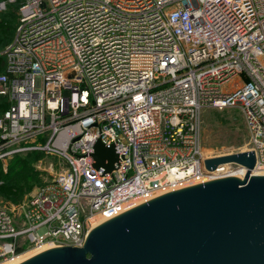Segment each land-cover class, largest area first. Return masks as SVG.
Masks as SVG:
<instances>
[{
    "label": "built area",
    "instance_id": "1",
    "mask_svg": "<svg viewBox=\"0 0 264 264\" xmlns=\"http://www.w3.org/2000/svg\"><path fill=\"white\" fill-rule=\"evenodd\" d=\"M0 58V160L41 150L66 165L32 189L19 225L0 207V260L81 247L96 219L161 191L244 179L236 162L206 168L238 151L206 154L205 108L240 110L250 173L264 170V0H25ZM97 139L118 155L110 171L94 166Z\"/></svg>",
    "mask_w": 264,
    "mask_h": 264
},
{
    "label": "water",
    "instance_id": "2",
    "mask_svg": "<svg viewBox=\"0 0 264 264\" xmlns=\"http://www.w3.org/2000/svg\"><path fill=\"white\" fill-rule=\"evenodd\" d=\"M92 156L105 171L118 159L100 139ZM254 161L253 151L207 159V169L223 162L248 169L244 179L160 195L96 225L81 247H52L17 264H264V175L250 173Z\"/></svg>",
    "mask_w": 264,
    "mask_h": 264
},
{
    "label": "rangeland",
    "instance_id": "3",
    "mask_svg": "<svg viewBox=\"0 0 264 264\" xmlns=\"http://www.w3.org/2000/svg\"><path fill=\"white\" fill-rule=\"evenodd\" d=\"M24 2L25 0H6V5L7 3H10V5H7L4 9H0V21L4 25L8 21L15 25L19 14V7ZM8 15H12L14 18L6 19L5 16ZM240 83L239 78H237L232 85L235 86V84ZM201 142L202 147L206 150V154L210 152L245 151L248 146V134L240 110L237 107H229L223 110L213 108L203 109L201 112ZM13 162L12 156L0 160V185L4 184L6 176L14 175L17 167L13 166ZM65 168V162L58 156L41 151L35 160L30 163V169L32 170H30V176H23L21 181L23 189L17 191L0 189V207L6 208L14 217L16 224L19 225L20 206L27 199L32 189L49 182L54 178L56 173ZM33 250L36 249H21L18 252L20 253L19 255H22L32 253ZM10 260H0V264L9 262Z\"/></svg>",
    "mask_w": 264,
    "mask_h": 264
},
{
    "label": "trees",
    "instance_id": "4",
    "mask_svg": "<svg viewBox=\"0 0 264 264\" xmlns=\"http://www.w3.org/2000/svg\"><path fill=\"white\" fill-rule=\"evenodd\" d=\"M7 5H10V3H7ZM6 5V7H7ZM5 7V8H6ZM19 15V14H18ZM9 16V17H8ZM5 16L6 19L14 18L12 15ZM18 23V17L17 22L15 25L12 23H5V25L0 21V51L12 41L15 29ZM2 59V58H0ZM1 67V66H0ZM9 105L8 100L0 95V113L3 112ZM41 151L37 150H30L26 152H19L12 155L13 157V166L17 167L16 171L14 172V175H8L6 176L5 182L3 185H0V189L7 190V191H17L23 189V184L21 183L24 175L30 176V163L35 160V158L38 156V154ZM32 171V170H31ZM21 249H18L20 251Z\"/></svg>",
    "mask_w": 264,
    "mask_h": 264
},
{
    "label": "bare ground",
    "instance_id": "5",
    "mask_svg": "<svg viewBox=\"0 0 264 264\" xmlns=\"http://www.w3.org/2000/svg\"><path fill=\"white\" fill-rule=\"evenodd\" d=\"M253 173H255V174H263V175H264V170H253ZM238 177H239V179L242 178L241 176H238ZM178 190H179V189H178ZM169 191H171V190H169ZM175 191H176V190H175ZM159 193H161V194H158V195H162V194H165L166 192L161 191V192H159ZM104 221H106L105 218L100 217V218L96 219V221L93 222V224H92L91 227L93 228V227H95L96 225H98V224H100V223H102V222H104ZM92 228H91V229H92ZM49 248H52V247L44 246V247H42V248H40V249L33 250L32 253L19 255V256L15 257L14 259H11L9 262L1 263V264H17V263H19L20 261H22V260H24V259H26V258H28V257H31V256H33V255H35V254H38V253H40V252H42V251H44V250H46V249H49Z\"/></svg>",
    "mask_w": 264,
    "mask_h": 264
}]
</instances>
